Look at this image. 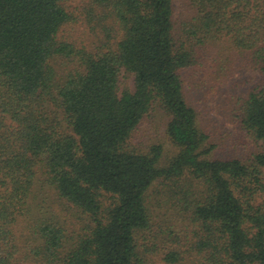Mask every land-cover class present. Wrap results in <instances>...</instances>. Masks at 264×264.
I'll list each match as a JSON object with an SVG mask.
<instances>
[{
	"label": "trees",
	"instance_id": "obj_1",
	"mask_svg": "<svg viewBox=\"0 0 264 264\" xmlns=\"http://www.w3.org/2000/svg\"><path fill=\"white\" fill-rule=\"evenodd\" d=\"M184 9L0 0V264H264V148L213 157L200 106L264 143V0Z\"/></svg>",
	"mask_w": 264,
	"mask_h": 264
},
{
	"label": "rangeland",
	"instance_id": "obj_2",
	"mask_svg": "<svg viewBox=\"0 0 264 264\" xmlns=\"http://www.w3.org/2000/svg\"><path fill=\"white\" fill-rule=\"evenodd\" d=\"M176 7V17L179 18L184 13V0H174ZM255 73L248 70L247 74ZM191 88H194L193 86ZM190 88V89H191ZM195 92H198L195 90ZM218 94L211 96L210 99L200 103L204 108L203 123L209 133L208 146H213L210 154L213 157L231 158L241 157L245 160H253L252 152L264 148L262 141L252 139L243 130H239L234 122L228 120L223 111L218 108ZM205 118V119H204ZM167 115L163 112L153 113L146 117L135 132L133 143L140 145L144 149L153 143H162L165 147L163 161H170L178 152L166 132ZM155 194V192L153 193ZM153 264H167L160 257L155 256Z\"/></svg>",
	"mask_w": 264,
	"mask_h": 264
}]
</instances>
